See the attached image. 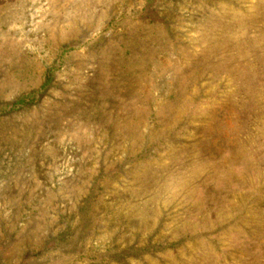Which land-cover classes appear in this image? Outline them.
Listing matches in <instances>:
<instances>
[{
    "label": "rangeland",
    "instance_id": "rangeland-1",
    "mask_svg": "<svg viewBox=\"0 0 264 264\" xmlns=\"http://www.w3.org/2000/svg\"><path fill=\"white\" fill-rule=\"evenodd\" d=\"M0 264H264V0H0Z\"/></svg>",
    "mask_w": 264,
    "mask_h": 264
}]
</instances>
